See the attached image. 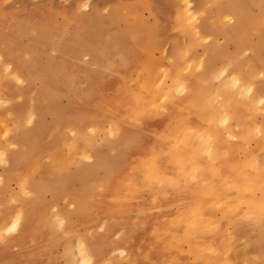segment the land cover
Wrapping results in <instances>:
<instances>
[{
    "label": "rangeland",
    "instance_id": "1",
    "mask_svg": "<svg viewBox=\"0 0 264 264\" xmlns=\"http://www.w3.org/2000/svg\"><path fill=\"white\" fill-rule=\"evenodd\" d=\"M262 1L0 0V137L3 136L0 138V157L2 156L0 158V180H2L0 181V227L4 224L0 228V264H49L48 256H53L56 264H61V262L65 264L67 258L64 254L65 249L76 241L80 242L78 241L81 240L80 238L84 239L82 241L87 246L91 243L99 247L96 264L121 262L123 264H157L153 262V259H147V255L144 259L141 256L142 261L138 259L140 262H137L125 253L124 237L134 238L139 235L137 228L142 227L140 221L145 215L143 207L90 208L92 206L90 194L96 193V191L93 192L95 180L102 175L101 166L96 164L99 161L98 157L104 159L109 153L117 152L120 146L118 140H120L122 131L128 130L129 127L126 133L130 139H147L154 130L153 123L151 125L144 122L123 124L124 127L115 129L117 136L114 130L109 129L110 124L107 120V118L114 117L113 113L110 117L109 111L107 114L104 108L97 105L94 107L84 96L85 93L75 90L74 85L83 90L90 85L88 80L93 77L99 85L110 77L119 78L121 76L126 80V85H129L126 87L130 90L136 88V84L152 67V69L158 68L159 80L165 84L169 79L163 73L172 68L173 62L179 61L177 53H181L183 49L181 46L187 47L188 45V50H190L187 60L195 57L200 60V63L190 64V71L186 72L187 77L185 78L187 83L194 82L204 73L209 59L215 61H212V64L215 63L214 67L220 68L221 75L226 71L224 76L220 75V79L217 77L218 81L216 77H211L210 79L213 78L212 85L220 83L227 76H236L237 72H245L248 67L246 61L259 69V62L264 61V22L257 24L255 21H258L256 16H264ZM225 4L231 6L226 5L224 8ZM186 9L193 10L196 14L195 22L201 24L196 34L185 27L187 24H182L186 23V16H184ZM220 10H223V18L218 22L213 16ZM205 13H208L207 17ZM204 16L206 19L203 18ZM243 16L246 19H243ZM181 17L185 19L181 20ZM211 18L215 19V22ZM243 25H247L250 30L242 28ZM238 28L239 32H237ZM189 31L194 34H190ZM196 35H198L197 39ZM199 35L201 38H198ZM186 36L190 37L186 38ZM180 37L183 40L182 43H179ZM139 39L142 40L139 41ZM244 39L245 42H243ZM192 41L194 45L190 46ZM195 41H197L196 44ZM60 62L63 65L62 73L70 79L62 75L61 79L56 75L55 71H58L57 66ZM257 72L251 80L253 90L264 99V71L258 70ZM185 91L180 92V95ZM168 103L172 106L167 105L165 108L167 110L170 107L168 110L172 111L175 105L173 106L172 102L166 104ZM96 107L99 110L93 109ZM182 110L185 111L184 108ZM74 111L94 112L105 120L99 127L95 121L89 119H83L77 123L69 116ZM185 112L186 116L189 113L187 123L201 124L194 111L191 112L189 109ZM3 116L7 120L3 121ZM232 120L229 119L227 127H232V130L237 131L238 136V130L243 129V126L236 125ZM253 120L256 124L262 123L264 109L256 111ZM252 134L251 139L248 138L250 140H240V136L230 137V139L237 145L234 158H236L239 171L244 173L241 178L250 179L251 176L254 179V184H251L249 189L254 197H258L262 195L258 183L264 179V140L262 135ZM22 139H29L30 144L28 145L31 147L21 142ZM127 145L124 144V146ZM68 147L72 148V161L65 160ZM17 152L20 156L16 154ZM22 154L26 157L25 170L33 168L35 161L36 165L39 163L52 172H56L53 164L57 166V172L48 176L52 180L51 184L44 188L43 192L35 191L29 186L30 189L27 188L28 191L24 194L27 198L25 201H22V191L25 190L21 187L18 189L19 182L9 175L10 172L16 171V160L18 158L22 161L20 159ZM62 161H66L64 166ZM126 163L124 162L125 166ZM92 176L96 179L91 178ZM89 180L93 181L90 183ZM19 190H22L21 194L18 193ZM10 193H16L17 198L7 202L8 206L3 205L1 195L8 196ZM145 195L146 193L143 192V196ZM118 198V200L121 199L119 196ZM82 206L84 210L79 208ZM214 207L217 208L219 205ZM9 210L11 213L8 212ZM244 210L245 204L239 203L238 214L244 213ZM215 213L219 215V209ZM57 217L60 221L58 224ZM130 217L135 219L132 220ZM149 233L156 235L157 238L170 239L172 237L171 231L163 228L151 227ZM197 238V242L201 240L199 244L208 240L207 237ZM190 240L192 242L193 239ZM67 244L68 246H65ZM248 244L252 251L257 253L254 259H239L234 264H264V233H256V237L251 238ZM69 249L70 252H74V245ZM139 253L142 254V252ZM73 256L74 254L71 255V260ZM143 261L144 263H141Z\"/></svg>",
    "mask_w": 264,
    "mask_h": 264
},
{
    "label": "bare ground",
    "instance_id": "2",
    "mask_svg": "<svg viewBox=\"0 0 264 264\" xmlns=\"http://www.w3.org/2000/svg\"><path fill=\"white\" fill-rule=\"evenodd\" d=\"M226 5L229 4H225L224 8ZM261 7H264V0L261 2ZM186 10L187 11L184 15L186 16V23H182V21L181 23L184 25L187 24L189 27H187V25L185 27L188 30H193L196 34V31L201 24H197L195 22L196 14L193 10ZM222 11L223 10L217 11L214 16L212 15L213 17H216L215 19L218 20V22H220L219 20L223 18ZM212 12L214 13V11ZM206 14L208 13H205V16ZM205 16L203 17L204 19H206ZM256 17H258L256 18L258 21H255V23L258 24V22H264L263 15ZM244 18L245 17L243 16V19ZM182 19L185 18L181 17V20ZM211 20L214 21L212 18ZM34 25L36 26L35 23ZM209 28L211 29V27ZM242 28L250 30V28H247V25H243ZM239 30L240 29L238 28L237 32H239ZM191 33L192 32H190V34ZM197 36L198 35H196V39ZM199 36L200 37L198 38H201V35ZM188 37L186 36V38ZM141 40L142 39H139V41ZM180 40L179 43H182L183 40ZM190 40L191 38L189 41ZM196 42L197 41H195V44ZM199 42L201 41L199 40ZM243 42H245V39ZM192 43L194 42L192 41L190 46L194 45H192ZM188 46H181L183 47V49H181V53H177L179 61L177 60L173 62L172 68L163 73L169 79V81L165 84H162L163 81L159 80L160 77H158V68L152 69V67L147 70L148 68L146 67L147 72L138 84H136L137 82L135 83L137 86L134 89L128 90L126 86L129 85H126V80L121 78V76L119 78L110 77L99 85L96 84L98 82L95 80L96 78L93 77L88 80L90 85L85 87L83 90L77 88V85H74L75 90L80 91V93H85L84 96L87 97L90 104H93L94 107L97 105L104 108L106 112L109 111L110 114L109 112H107V114H109L110 117L113 113L112 115H114V117L112 118L104 116L109 121V129L112 131L114 130V133L117 132L115 129L118 127H124L127 123L132 124L133 122H144L150 125L153 123L152 126L154 127V130L152 129L153 131L148 135L147 139L142 140L130 139L126 133L130 127L128 130L126 129V131L124 129L120 136V140H118L120 143L118 151L109 153V155L104 159L98 157L99 161L96 164L101 166L102 175L101 177H97V180H95L96 178H93V176L91 177L96 181L93 191L94 193L96 191V193L94 195L90 194L92 197V206L90 208L127 209L140 206L145 209V215L143 216L144 219L140 221L142 227L137 228L139 235L134 238L124 237L123 241L125 253L134 260H137V262H140L138 259L142 261L140 258L143 257L144 259L147 255V259H153V262H156L157 264H234L233 260L235 259L233 252L237 244V230L239 227L241 226L242 229L247 231L250 229L251 225L260 223V231L264 230V212L261 211V205L264 203V179L258 183L261 187L260 191L262 195L254 197L250 193L251 190L249 189V186L254 184V179L251 176L250 179L241 178L244 173L239 171L238 164L235 160L236 158H234L237 151V145L230 139V137H236L237 131L232 130V127L230 126V128H228L227 125H229V119H233L236 125L243 126V129L238 130L237 137L240 136V140L250 138L252 133L256 134V136L262 135L264 140V120L260 124H256L253 120L256 111L264 109V99L254 92L251 82L252 77L258 73V70L264 71V61L259 62V69H256L254 65L246 61L248 67H246L247 70L245 69V72L241 73L239 71L240 73H235L236 76H227L220 83L218 82L219 84L216 83L212 85L211 83L213 78H210H219L221 70L220 68L218 69L214 67L215 63L212 64L213 60L209 59L206 64L207 66L204 65L206 66L205 71H203L204 73L194 82L187 83L185 82V78L187 77L186 72L190 71V64L195 65L200 63V60L195 57L187 60L190 50H188ZM139 49L141 50V48ZM142 49L144 50L143 47ZM207 51L209 52V50ZM244 54L246 53L244 52ZM244 54L241 53L243 56ZM233 57L235 58V56ZM62 66L61 62L58 63V71H55L57 73L56 75L61 79V75L64 78H68L67 75L62 73ZM201 67L202 65L200 68ZM196 69L194 70V73L196 72ZM161 74L162 73H160V75ZM224 74L221 76H224ZM218 78L217 81L220 79ZM161 79H163V77ZM183 90L186 91L180 95V92ZM167 102H172L173 106L175 105L172 111L171 109L168 110L172 105L169 103L166 104ZM26 105H28V103ZM167 105H170V107L166 110L165 107ZM182 108H184L185 111L189 109L191 112L194 111L200 119L201 124L187 123V120H189L187 119L189 113L188 116H186V112L182 110ZM93 109H98V107ZM181 110L183 112H181ZM194 113H192V115H194ZM4 114L6 113L4 112ZM19 114L20 111L18 112V115ZM69 116L77 123L83 119L93 120L98 127L105 120L102 116L96 115L94 112L74 111ZM4 119L5 118L3 116V121L7 120ZM10 124H12V122H10ZM5 126L7 127V125ZM157 126L160 127L158 128ZM2 127L1 129H3ZM19 138L21 137L19 136ZM3 140L5 139L3 138ZM3 140L1 139L2 142L6 141ZM28 141L29 139H22L21 142H23L26 146L31 147L28 145L30 144ZM246 143L249 142L246 141ZM124 144L128 145L124 146ZM70 147H68V154L65 159L67 161L73 160V152ZM5 148H7V146ZM18 151H20V149ZM252 152V154H254V151ZM16 154H19V152ZM25 154L21 155L20 159H22V161L18 160V158L16 160V158L13 157L16 160V171L9 173L10 176L15 177L17 182H19L18 184L20 186L18 185V189L22 188V190H25L24 192L22 190H19L18 192L21 194L22 191V201H25V199L27 200V198L24 197V194L28 191L27 188L29 186L35 191L43 192L42 190L52 182L48 176L57 172V166L55 163L53 164V167L56 172H52L50 169L39 165V163L36 165V161L33 163L35 165H32L33 168L25 170V165H27L25 164ZM150 157L155 158L154 167L151 173V178L146 180L144 162ZM127 159L128 163H126ZM4 161L1 162L5 163ZM124 162L127 164L126 166L124 165ZM65 164L66 161H62V165L64 166ZM245 168L247 169L248 166ZM136 178L139 180L137 181ZM90 180L88 182H90ZM0 181L2 182V180ZM87 188L89 187L87 186ZM143 192L146 193L145 196H143ZM34 193L35 192L33 191V194ZM116 194L121 198L120 200H118V196L116 198ZM19 196L21 197V195ZM85 197H87V195ZM14 198H17L16 193H10L8 196L2 194L1 202L3 205H6L7 202ZM81 200L83 201V199ZM241 202L245 204V210L243 211L244 213L239 215L238 204ZM215 205H219V207L216 208L214 207ZM79 208L83 209V206ZM218 209L220 212L219 215H217L218 213H215ZM8 212L11 213V210ZM133 219L135 218H132V220ZM58 221L59 219L57 220V224L60 222ZM1 222H3V220ZM2 226H4V224ZM59 227H61V224H59ZM151 227H154L155 229H167L171 231L172 237L168 239L157 238L156 235H150L151 233H149V229ZM197 237H207L208 240L199 244L198 242L201 240L197 242ZM96 238H94V241ZM80 239L81 240H78L80 242L76 241V243L70 245V247L74 245V250L71 249L74 252H70V247L65 249L64 254L67 256L66 261L64 260L65 264H96L98 262L97 256L99 253V247L91 243L87 246L86 243L82 241L84 239ZM190 239L195 241L192 240L191 242ZM65 246H68V244ZM139 252H142V254ZM73 254L74 261L71 260V255ZM48 257L49 261L47 262L49 264H56V260L53 256ZM150 262L152 261L150 260ZM141 263H144V261ZM117 264H123V262Z\"/></svg>",
    "mask_w": 264,
    "mask_h": 264
},
{
    "label": "crops",
    "instance_id": "3",
    "mask_svg": "<svg viewBox=\"0 0 264 264\" xmlns=\"http://www.w3.org/2000/svg\"><path fill=\"white\" fill-rule=\"evenodd\" d=\"M263 229H264V227H263ZM237 231H238V233H237V244H236V248L233 252L235 260H233V261L236 262L239 259L253 260L257 253L252 251V248L248 244L249 240L251 238H255L256 233H264V230L260 231V223H258V224L251 225L250 229H248L247 231L242 229V227L240 226Z\"/></svg>",
    "mask_w": 264,
    "mask_h": 264
},
{
    "label": "snow or ice",
    "instance_id": "4",
    "mask_svg": "<svg viewBox=\"0 0 264 264\" xmlns=\"http://www.w3.org/2000/svg\"><path fill=\"white\" fill-rule=\"evenodd\" d=\"M154 161L155 158L154 157H150L148 158V160H146L144 162V169H145V179H150L151 178V173L154 167Z\"/></svg>",
    "mask_w": 264,
    "mask_h": 264
},
{
    "label": "clouds",
    "instance_id": "5",
    "mask_svg": "<svg viewBox=\"0 0 264 264\" xmlns=\"http://www.w3.org/2000/svg\"><path fill=\"white\" fill-rule=\"evenodd\" d=\"M261 211L264 212V203L261 205Z\"/></svg>",
    "mask_w": 264,
    "mask_h": 264
}]
</instances>
